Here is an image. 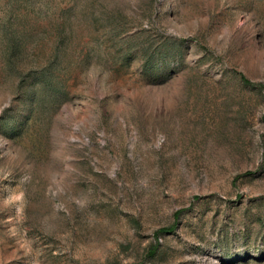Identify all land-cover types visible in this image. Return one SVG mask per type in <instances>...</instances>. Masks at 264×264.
<instances>
[{"label": "rangeland", "instance_id": "obj_1", "mask_svg": "<svg viewBox=\"0 0 264 264\" xmlns=\"http://www.w3.org/2000/svg\"><path fill=\"white\" fill-rule=\"evenodd\" d=\"M0 264H264V0H0Z\"/></svg>", "mask_w": 264, "mask_h": 264}, {"label": "trees", "instance_id": "obj_2", "mask_svg": "<svg viewBox=\"0 0 264 264\" xmlns=\"http://www.w3.org/2000/svg\"><path fill=\"white\" fill-rule=\"evenodd\" d=\"M14 130H17V128H15Z\"/></svg>", "mask_w": 264, "mask_h": 264}]
</instances>
